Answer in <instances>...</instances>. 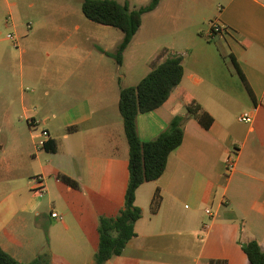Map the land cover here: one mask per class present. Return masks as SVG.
Instances as JSON below:
<instances>
[{"label":"crops","instance_id":"0c3cea01","mask_svg":"<svg viewBox=\"0 0 264 264\" xmlns=\"http://www.w3.org/2000/svg\"><path fill=\"white\" fill-rule=\"evenodd\" d=\"M81 3L0 0L1 247L22 262L43 254L48 264L93 263L99 217L118 213L129 177L119 91L172 53L182 56V79L137 115L138 137L154 138L192 103L213 121L186 120L162 175L135 191L136 234L104 264H250L241 243L256 239L264 250V0H159L121 64L110 53L122 31L88 19ZM211 22L223 30L212 32ZM244 112L251 122L237 119ZM42 128L46 147L33 138ZM13 155L30 158L36 172ZM38 174L43 192L27 179Z\"/></svg>","mask_w":264,"mask_h":264},{"label":"trees","instance_id":"16d2710c","mask_svg":"<svg viewBox=\"0 0 264 264\" xmlns=\"http://www.w3.org/2000/svg\"><path fill=\"white\" fill-rule=\"evenodd\" d=\"M159 0L130 9L127 3L117 0H82L84 15L95 22L115 27L123 37L110 55L117 64L122 63V54L132 36L141 24L142 15L152 10ZM241 75V72L238 71ZM184 74L182 56L168 53L161 61L153 64L151 70L135 85L124 86L119 91L118 108L122 116L123 130L128 142L129 177L124 202L115 216H100L98 221V247L92 264H104L106 260L122 253L128 241L136 234L134 224L142 215L135 201L137 187L159 178L165 170L170 152L182 142L184 123L189 117L196 118L208 128L213 118L203 111L198 103L187 105L185 113L174 115L167 127L150 140H141L136 129L139 113L159 107L179 84ZM242 76V75H241ZM46 147V144L44 145ZM65 184L77 188L76 180L65 174H58ZM158 196L152 200V210L158 205ZM250 264H264V250L256 239L241 243ZM0 264H48L45 256L22 262L0 245Z\"/></svg>","mask_w":264,"mask_h":264},{"label":"built area","instance_id":"2783aa9c","mask_svg":"<svg viewBox=\"0 0 264 264\" xmlns=\"http://www.w3.org/2000/svg\"><path fill=\"white\" fill-rule=\"evenodd\" d=\"M211 31L212 32H220L223 30L222 26L218 25L216 22H211ZM9 38H11V35H7ZM237 119L239 121L243 122H251L252 121V116L248 112L241 113L238 115ZM49 137V131L45 128H42L36 132L33 133V138L35 139V143L39 147H44L46 144L47 140ZM234 164V155L229 154L226 157V171L228 172L229 170L232 169ZM33 182H34V188L37 191L43 192L44 185H43V177L41 175H36L33 177ZM206 212H209L208 209H206ZM52 216H58L56 212L52 213Z\"/></svg>","mask_w":264,"mask_h":264},{"label":"rangeland","instance_id":"374dc122","mask_svg":"<svg viewBox=\"0 0 264 264\" xmlns=\"http://www.w3.org/2000/svg\"><path fill=\"white\" fill-rule=\"evenodd\" d=\"M111 27V26H110ZM111 29H113V31H119L120 32V30L119 29H117V28H114V27H111ZM3 33L5 34L6 33V30H3ZM98 44V46H101V47H104V46H106L105 45V43L104 42H101L100 41V43H97ZM31 86H32V83H30L28 80H25L24 81V89L26 90V88L25 87H28V90L31 88ZM28 90H26V92L28 91ZM39 111H43V110H39ZM44 114V113H43ZM23 121V120H22ZM23 123H24V125H26V122L25 121H23ZM4 132H7L5 129H4ZM5 140H7V139H3L2 140V142H8L7 143V148L9 149V145H11L12 144V140H7V141H5ZM22 142L23 143H26V140H22ZM33 142V139L31 138V139H29V144H30V146H31V143ZM14 155H16L15 153H14ZM13 155V160L12 161H17L18 163H19V165L21 166V167H25L26 169H27V171L29 172V174H33V173H35L36 171V166H33L32 165V163H31V160H30V158H20V157H15ZM11 159V158H10ZM39 175V174H38ZM34 176H36V175H32V176H30V177H27V179L29 180V181H33V177ZM45 194V193H44ZM46 198V197H45Z\"/></svg>","mask_w":264,"mask_h":264}]
</instances>
